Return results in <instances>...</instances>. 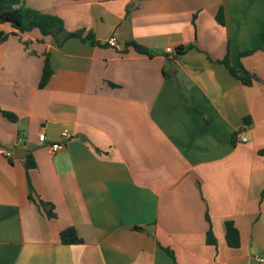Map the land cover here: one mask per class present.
Listing matches in <instances>:
<instances>
[{
	"label": "crops",
	"instance_id": "1",
	"mask_svg": "<svg viewBox=\"0 0 264 264\" xmlns=\"http://www.w3.org/2000/svg\"><path fill=\"white\" fill-rule=\"evenodd\" d=\"M23 2L100 45L60 48L37 30L0 25L10 34L0 44V109L18 118L0 113V264H260L264 0ZM47 54L54 74L40 89ZM227 56L252 86L220 63ZM57 142L66 147L52 154ZM227 222L238 249L227 244ZM69 228L82 244H62Z\"/></svg>",
	"mask_w": 264,
	"mask_h": 264
},
{
	"label": "trees",
	"instance_id": "2",
	"mask_svg": "<svg viewBox=\"0 0 264 264\" xmlns=\"http://www.w3.org/2000/svg\"><path fill=\"white\" fill-rule=\"evenodd\" d=\"M217 21L220 25L225 24L223 9L219 10L217 14ZM0 25L11 26L15 30L12 34H16V32L18 34H25L37 30L43 37H53L60 48L63 47L70 39H81L82 41H91L94 45H100L95 40L92 32L88 33L85 37L83 35V30L78 32H69L66 29L65 23L59 17L28 7L24 4L23 0H0ZM9 35L10 34L0 31V44L4 43L8 39ZM127 47L133 48L137 53L148 57H153L155 54L153 51L135 42L129 43ZM185 50L186 49L180 47L176 49V54L181 55L185 52ZM253 53L254 51H248L243 53L241 56H248ZM220 63L225 65L229 69L230 73L242 84L252 86L253 75L241 65L239 67L232 66L228 56L224 60L220 61ZM53 74L54 70L51 64L50 54H47L44 62L43 74L39 82L40 89H44L46 87ZM0 113L11 122H17L18 120L17 116L13 113L1 109ZM26 166L28 168L34 166L33 161H31V157H28L26 160ZM36 203L48 218H56L54 211L55 207L53 204L40 199L36 200ZM60 238L62 244L64 245H79L83 242L74 228L62 231ZM226 241L230 248L238 249L241 246L240 233L232 222L226 223ZM207 242L210 245H216V239L212 232L208 233Z\"/></svg>",
	"mask_w": 264,
	"mask_h": 264
},
{
	"label": "built area",
	"instance_id": "3",
	"mask_svg": "<svg viewBox=\"0 0 264 264\" xmlns=\"http://www.w3.org/2000/svg\"><path fill=\"white\" fill-rule=\"evenodd\" d=\"M108 46L111 47V48H115V49H118L119 48V45H118V41H117V38L116 37H112L109 41H108ZM167 53H174L175 51L172 49V48H167L166 49ZM70 134L68 131H64L62 134H61V138L65 141L69 140L70 139ZM46 135L44 133H42L40 136H39V141L40 143L44 144L46 143ZM243 141L245 142L246 139H243ZM66 147V144L64 142H57V143H54L52 144L51 146H49V149L51 151L52 154H55V153H58V152H61L65 149ZM2 154L7 157V158H12L14 156V152L11 151V150H8V149H2ZM256 261L260 264H264V258H257Z\"/></svg>",
	"mask_w": 264,
	"mask_h": 264
},
{
	"label": "water",
	"instance_id": "4",
	"mask_svg": "<svg viewBox=\"0 0 264 264\" xmlns=\"http://www.w3.org/2000/svg\"><path fill=\"white\" fill-rule=\"evenodd\" d=\"M255 79L257 78V77H254ZM17 153V152H16ZM17 156L19 157V154L17 153Z\"/></svg>",
	"mask_w": 264,
	"mask_h": 264
}]
</instances>
